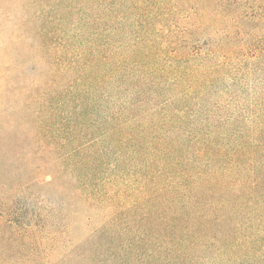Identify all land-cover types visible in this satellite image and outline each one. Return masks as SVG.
<instances>
[{
  "label": "trees",
  "instance_id": "16d2710c",
  "mask_svg": "<svg viewBox=\"0 0 264 264\" xmlns=\"http://www.w3.org/2000/svg\"><path fill=\"white\" fill-rule=\"evenodd\" d=\"M0 4L4 51L25 53L0 65V108L111 210L100 233L127 224L106 264H264V94L230 113L220 85L235 59L264 67V0Z\"/></svg>",
  "mask_w": 264,
  "mask_h": 264
},
{
  "label": "rangeland",
  "instance_id": "374dc122",
  "mask_svg": "<svg viewBox=\"0 0 264 264\" xmlns=\"http://www.w3.org/2000/svg\"><path fill=\"white\" fill-rule=\"evenodd\" d=\"M1 43L0 65L25 54L20 49L6 53ZM232 63L220 84L228 91L223 102L230 113L255 107L254 96L264 94V67ZM13 74L19 77L20 70ZM18 115L5 99L0 108V264H106L114 257L108 249L111 232L127 224L112 222L110 233H100L111 210L74 184L55 143L14 124Z\"/></svg>",
  "mask_w": 264,
  "mask_h": 264
}]
</instances>
